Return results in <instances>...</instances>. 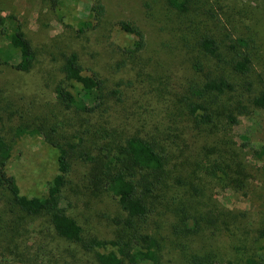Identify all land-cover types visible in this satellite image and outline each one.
<instances>
[{
	"label": "trees",
	"instance_id": "obj_1",
	"mask_svg": "<svg viewBox=\"0 0 264 264\" xmlns=\"http://www.w3.org/2000/svg\"><path fill=\"white\" fill-rule=\"evenodd\" d=\"M62 1L48 0L52 9ZM163 1L178 15L194 10L193 0ZM90 10L78 34L104 22L103 0H92ZM218 22L212 13L187 25L194 37H181L189 72L182 80L157 77L143 26L120 19V31L134 40L119 47L117 66L132 65L133 77L113 80L88 70L80 53L69 49L52 97L38 108L36 99L24 109L14 108L12 99L4 103L0 84L1 209L48 221L58 237L92 251L98 264H264V200L251 212L240 201L230 208L207 194L213 184L247 197L254 192L258 167L229 128L241 116L264 111V56L257 35ZM39 54L20 18L0 15V75L8 68L32 71ZM135 83L150 89L148 96L157 89L165 100L149 119L127 105ZM188 132L204 143L191 153ZM25 136H41L56 150V171L44 195L23 194L9 172L14 146ZM255 156L263 159L264 147ZM81 163L85 184L75 181L74 167ZM81 190L114 198L120 214L113 238L88 231L83 210L72 209ZM108 245L115 249H96Z\"/></svg>",
	"mask_w": 264,
	"mask_h": 264
},
{
	"label": "rangeland",
	"instance_id": "obj_2",
	"mask_svg": "<svg viewBox=\"0 0 264 264\" xmlns=\"http://www.w3.org/2000/svg\"><path fill=\"white\" fill-rule=\"evenodd\" d=\"M103 2L107 10L104 22L81 35L76 31L78 23L90 17L92 0H63L58 9H52L48 0H0V15H17L40 53L39 62L32 71L21 73L8 68L0 75V84L5 89L4 103H10L8 99H12L14 108L24 109L36 99L38 108L52 97L62 54L69 49L80 53L88 70H97L113 80L133 77L129 71L132 65L121 70L117 66L119 47L130 46L134 40L120 31L116 24L120 19H132L143 26L148 40L146 55L156 63L157 77L172 81L189 76L185 56L187 47L181 41L185 34L188 39L194 37L190 36L187 25L192 19L205 21V17L212 13L219 17L218 26L226 25L231 31L237 29L241 33H255L258 52L264 56V0H193L194 10L186 16L166 7L163 0ZM156 90L149 97L147 92L150 89H142L135 83V87L128 88L130 98L126 100L127 105L133 111H139L137 113L143 119H149L165 103ZM139 92L144 94L139 96ZM229 133L258 167L252 180L254 192L247 197L213 184L207 194L211 200H220L230 208L240 201L243 207L255 212L259 201L264 200V156L263 159L255 156V152L264 147V111L241 116L240 123L230 127ZM245 138L248 142L243 145ZM184 139L190 153L203 143L190 132L184 135ZM55 163L56 150L41 136H25L14 146L9 172L16 175L23 194L44 195L56 171ZM74 168L76 183L85 184L82 175L86 167L81 163ZM81 192L78 204L73 203L72 209L83 210L81 219L88 231L106 239L113 238L117 226L114 218L120 214L114 198ZM4 211L0 206V264H98L92 251L58 237L48 221L38 217L22 218L17 212ZM4 223L6 228L2 227ZM96 249L106 252L115 248L108 245Z\"/></svg>",
	"mask_w": 264,
	"mask_h": 264
}]
</instances>
